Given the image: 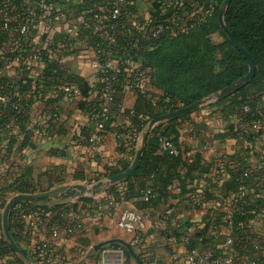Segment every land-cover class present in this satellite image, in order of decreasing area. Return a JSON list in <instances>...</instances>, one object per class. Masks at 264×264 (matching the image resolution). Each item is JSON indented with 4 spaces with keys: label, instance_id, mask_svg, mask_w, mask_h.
<instances>
[{
    "label": "crops",
    "instance_id": "obj_1",
    "mask_svg": "<svg viewBox=\"0 0 264 264\" xmlns=\"http://www.w3.org/2000/svg\"><path fill=\"white\" fill-rule=\"evenodd\" d=\"M161 1L165 0H137L128 26L140 30L147 38L149 27L159 15L157 6ZM209 1H187L196 13L183 16L180 32L189 30L196 15L205 17ZM24 3L38 22L36 29L24 39L3 34L0 43V88L2 80H12L16 96L28 104V115L23 121L6 118L0 127V242L7 241L3 229L6 206L21 195L19 189L32 188L36 192L31 196L47 197L49 208L70 207L69 220H80L84 225L77 240L54 242L46 256L41 253L39 262L44 263L45 256L49 260L47 264H87L91 256L98 255L94 247L104 242L103 238L126 240L144 264H169L172 252L181 253L190 246L216 250L225 245L228 236L235 239L229 223L215 226L212 222L233 207L239 193L235 190V181L240 170L255 176L251 199L257 209L250 212L254 216L250 228L251 233L264 239V120L246 129L242 127L243 132L237 133L236 129L241 128L238 114L231 111L229 103L217 101L202 105L185 119H178L177 155L183 156L187 166L197 168L191 173L187 168L180 169L181 179L175 180L170 188L180 191L183 183L189 184L193 191L191 195L165 203L156 210H139L134 202L125 198L127 186L123 181L98 196H87L104 204L102 212L84 216L80 210H75L72 205L80 199H64L71 188L93 187L106 182L113 172L124 166H132L147 130L132 133L131 123L125 116V112L133 111L136 106L137 91L147 94L154 105L162 94L152 86L150 76L144 72L143 78L135 79L130 88L120 92L119 112L104 134L102 144H92L93 126L87 111L78 104L80 94H73L77 90L75 85L58 86L46 80V65L35 52L45 46L44 35L62 38L66 44L60 45L59 49L70 48L71 53L62 59L60 68L95 89L103 62L91 46V34L83 24L85 12L79 13L86 2L24 0ZM28 42L33 47L26 50ZM117 66L118 62L113 71H117ZM136 67L139 64L136 63ZM96 96L95 93L91 99L95 100ZM256 99L258 104L261 103L260 107L264 104V93ZM55 103H58L60 120L48 132L38 134L42 115L53 110ZM112 187H116V195L109 194ZM130 209L141 211L149 221L147 231L140 234L138 241L118 228L121 213ZM17 236L28 255L38 250L39 239L27 241L24 234ZM226 254L229 256L230 252ZM242 257L246 255L238 254L235 264H239ZM250 257L262 259L261 254L256 253ZM9 260L0 257V264ZM130 264L137 263L132 261Z\"/></svg>",
    "mask_w": 264,
    "mask_h": 264
},
{
    "label": "trees",
    "instance_id": "obj_2",
    "mask_svg": "<svg viewBox=\"0 0 264 264\" xmlns=\"http://www.w3.org/2000/svg\"><path fill=\"white\" fill-rule=\"evenodd\" d=\"M117 1L120 2L118 4L119 16L115 19L112 16V11ZM136 1L85 0V7L79 11V13L85 12L83 24L87 29L86 31L91 34V46L95 52L97 53L101 48L104 50L109 48L114 53L115 61L118 62L117 71L110 70L106 74L97 76L98 81L95 89H92L88 82L73 77L60 68L62 59L71 53L70 48L59 49L60 45L66 44L62 38H55V35L49 38L44 35L45 46L38 50L35 49L36 54L42 58L46 65L44 78L58 86L74 84L81 97L78 104L82 110L87 111L89 116L99 110L103 104L104 90L107 88L112 90L116 99V106L112 111L110 120L106 123L104 134L119 112L120 92L130 88L134 80L138 79L140 72H146L150 76L152 86L162 94V97L154 105L148 100L147 94L137 91V102L134 110L125 112V116L131 123V132L135 134L144 132L149 123L159 116L178 111L215 96L247 76L249 72L247 60L233 46L219 25L218 15L225 0H214L216 6L213 16L204 18L202 22H197L201 17L196 15L187 32L179 31L180 21L185 14L196 13L189 6L188 0H178L177 6L171 4L174 0L161 1L157 6L159 15L153 25L149 27L147 38L142 33H138L137 29L128 26V20ZM211 1L213 0L208 2L206 13L209 11ZM23 18H34L27 10L24 0H9L6 4L0 0V43L3 34H10V31L5 29V24L13 26ZM173 18L180 20L174 26V34H164L157 39L150 36L157 22H168ZM225 23L256 65V75L251 81L234 90L224 99L217 101L222 104L229 103L231 111L238 114L241 128L236 130L237 133H242L243 128L246 129L251 124L264 120L258 114L264 108V104L262 103L259 107L261 103L258 104V99H256L257 95L264 93V0H233L226 12ZM13 35L26 38L15 32ZM215 37H220L221 42L215 43ZM137 38H141L139 44L135 42ZM29 43L31 42H28L24 49L33 47V45L29 47ZM97 56L100 61H104L100 54ZM136 63L139 64L138 68ZM12 84V80H2L0 96H13L14 100L18 101L23 110L26 111V114L12 111L9 107H0V127L4 125L6 118L21 122L28 115V104L16 96L15 85L13 84V88H10ZM95 93L97 94L96 99L92 100L91 97ZM57 104L53 105V109L57 107ZM245 107L250 108L249 113L244 112ZM186 117L187 115L179 119ZM177 127L178 119L161 124L152 132L138 171L132 178L123 183L127 186L125 198L127 201L134 202L139 210H156L165 203L182 200L186 195L193 193L189 184L185 183L182 184L180 191L170 188L175 180L181 179L178 173L180 169L187 168L191 173L193 169L197 168L187 166L181 154L170 155L161 149V139L171 141L179 149L180 135ZM161 150L163 153H160ZM129 168L130 166L126 165L121 170L113 172L109 178L121 174ZM253 176L246 170L239 171L236 175L235 190L239 192L242 186H247L250 188V194L241 201L239 198L235 200L231 208L233 217L230 221H224L226 214L221 213L212 222L215 226L226 225V223L232 226L233 236L236 239L233 252L236 255L251 252L250 240L252 237L264 240L251 233L250 228V222L254 218L250 212L257 209L256 203L251 199L254 191L252 181L255 176ZM146 190H150L153 194L148 202L145 201L143 193ZM18 191L21 195L30 196L36 192L32 188H21ZM116 191V187H112L109 194L116 195ZM242 201L246 205L243 212L239 214L235 209ZM46 203L47 201L19 203L13 208L9 218V226L14 241L21 249L25 250L17 235L24 234L25 236V231L15 217V211L18 208L35 209L44 215L42 219L45 224H59V226L62 225L58 218L59 214L68 215L70 207L62 205L49 208ZM96 205L97 201L82 198L72 206L75 210L82 212L88 207H90L89 211H92ZM46 214H50V218H47ZM67 218L69 219V217ZM109 247L122 248L126 264H130L132 261L136 262L129 250L122 245L112 243ZM196 247L200 246H190L188 249ZM258 254H261L260 262L264 263V252ZM40 256H42L41 252L36 250L34 254L28 255V258L25 259L10 248L8 241L0 242V257L10 258L6 264H38ZM137 258L140 260L138 256ZM140 262L144 264L141 260Z\"/></svg>",
    "mask_w": 264,
    "mask_h": 264
},
{
    "label": "built area",
    "instance_id": "obj_3",
    "mask_svg": "<svg viewBox=\"0 0 264 264\" xmlns=\"http://www.w3.org/2000/svg\"><path fill=\"white\" fill-rule=\"evenodd\" d=\"M105 1V0H101ZM9 0H2L3 4L8 3ZM116 2L113 7L112 16L117 18L119 16V4ZM173 6L178 5V0L171 2ZM215 1H211L209 11L206 13L205 17H201L197 22H202L204 18L213 16L215 12ZM180 20L178 18H173L168 22H157L154 28L151 31L150 36L153 39H157L164 34H174V26ZM38 22L35 18H23L21 21L17 22L13 26L5 24V29L10 31V34L14 32L20 34L23 37H28L37 27ZM141 33L140 30L137 31ZM138 35V34H137ZM141 38L136 39V44L140 43ZM32 46V43H29V47ZM97 54H100L104 58L103 64L100 68V74H106L108 71L113 70L116 63L114 59V53L112 50H101L97 51ZM144 73L140 72L138 74V79L143 78ZM137 79V80H138ZM10 86V88H13ZM74 95H79V91H73ZM103 104L95 113L89 116V121L93 126L91 132L90 142L96 146H100L103 142L104 132L106 128V123L110 120L112 111L116 106L115 96L112 94V90L107 88L104 90L103 95ZM0 107H9L12 111H17L20 114H26V111L23 110L20 103L14 100L13 96L5 95L0 96ZM58 107V106H57ZM54 108L51 111L45 112L40 120L39 129L37 130L38 134L48 132L52 125L60 120L59 108ZM244 112L249 113L250 108L245 107ZM258 114L264 118V108L258 112ZM254 124V123H253ZM136 140L137 137L134 136ZM161 149L164 152H167L170 155H177V150L175 145L166 139H161ZM248 177V174H246ZM145 201L148 202L149 199L153 196L150 190L143 192ZM250 194V188L247 186H242L237 198L243 200ZM96 201V199H94ZM246 203L244 201L240 202L238 208L235 209L236 212L241 214L244 210ZM104 209V204L100 201H97L96 207L90 210L88 207L87 210L82 211L84 216H92L94 214L102 212ZM44 216L42 213L38 212L35 209L31 208H18L15 211L16 219L22 224L23 230L25 231V239L31 241L35 238L39 239L38 241V250L47 255V252H50L51 245L54 242L62 241L64 243L70 242L72 240H77L84 231V225L82 221L75 220L70 221L65 213H60L58 218L61 220L62 225L59 224H45L42 219ZM47 218H50V214H46ZM233 217V211L230 209L224 217V221H230ZM148 219L145 215L136 209L125 210L121 213L118 222V228L128 236H131L133 240L138 241L140 239V234L144 233L148 229ZM233 232V231H232ZM45 236L46 238H44ZM236 239L232 236H228L225 242V245L219 246L216 250H208L203 247H196L193 249H186L184 252H172L170 255L169 264H235L237 255L233 252L234 244ZM250 245L252 250L250 253H246V257L240 258L239 264H264L261 263L257 257H250V254H258L264 252V240H260L258 237H252L250 240ZM228 250V251H227ZM226 252H230L229 256ZM44 256V263L39 262L38 264H47V258ZM99 259L96 264H125L124 260V251L122 248L108 249L107 247L98 253ZM52 258V257H51ZM54 258H56L54 256Z\"/></svg>",
    "mask_w": 264,
    "mask_h": 264
},
{
    "label": "water",
    "instance_id": "obj_4",
    "mask_svg": "<svg viewBox=\"0 0 264 264\" xmlns=\"http://www.w3.org/2000/svg\"><path fill=\"white\" fill-rule=\"evenodd\" d=\"M232 1L233 0H225L224 1V3L222 4V6L220 8V11H219L218 21H219L220 28L222 29L224 34L227 36V38L230 40V42L233 44V46L247 60V63L249 66V72H248L247 76H245L244 78L239 80L234 85L224 89L223 91L216 94L215 96L208 98L207 100L201 101V102L194 104L192 106L185 107V108H182L178 111L168 113V114H165V115H162V116L155 118L154 120H152L149 123L147 130L142 137L141 148L138 151L132 166L128 170H126L125 172H123L121 174H118L116 176L109 178L106 182H101V183H99L93 187H90V188L84 187V186L73 187L68 191V194L66 196H64V198H66V199H68V198L81 199V198H84L87 196H94L95 197V196L102 194V192H104L106 189L110 188L111 186H114L120 182H123L125 180L132 178L139 169L140 163L143 159V155H144V152L146 149L148 139L157 126L164 124V123H167V122H170L172 120H177V119H179L185 115L191 114L192 112H195L202 105H204L206 103L222 100L226 96L231 94L234 90L241 88L242 86H244L246 83H248L249 81H251L255 77L256 65H255L254 60L248 54V52H246V50L240 45V43L237 41V39L234 37V35L230 32V30L228 29V27L226 26V23H225V15H226V12H227L230 4L232 3ZM47 200H48V198L45 196L34 197V196H30V195H19V196L14 197L9 202V204L6 206V209L4 211L3 229H4V234H5L6 240L8 241L10 248L16 254L21 255L25 259L28 258V253L25 250L21 249L16 244V242L14 241V239L12 237V234L10 231V226H9L10 214H11L13 208L19 203H37V202H44ZM112 243H117V244L125 247L127 250H129V252L131 253L134 260H136V262H138L139 264H142L140 262V260L137 258L136 254L134 253L132 246L128 242L121 240V239H114V240L102 242V243H100L94 247V252L99 253V252L103 251L107 246H109Z\"/></svg>",
    "mask_w": 264,
    "mask_h": 264
},
{
    "label": "rangeland",
    "instance_id": "obj_5",
    "mask_svg": "<svg viewBox=\"0 0 264 264\" xmlns=\"http://www.w3.org/2000/svg\"><path fill=\"white\" fill-rule=\"evenodd\" d=\"M214 42L215 43H219V42H221V38L220 37H215L214 38ZM213 97V96H212ZM208 99V98H207ZM207 99H205V100H207ZM204 101V100H203ZM87 198V197H86ZM64 199H66V198H64ZM88 199V198H87ZM114 237V236H113ZM117 238H119V237H117ZM106 239V238H105ZM104 238H103V240H104V242H106V241H110V239H106L105 240ZM114 238H112L111 240H113ZM124 240V239H123ZM124 241H126V240H124ZM108 249H113V248H111V247H107ZM98 259H99V256L97 255V256H91L90 257V261H89V263H87V264H96L97 263V261H98ZM125 264H126V260H125Z\"/></svg>",
    "mask_w": 264,
    "mask_h": 264
}]
</instances>
